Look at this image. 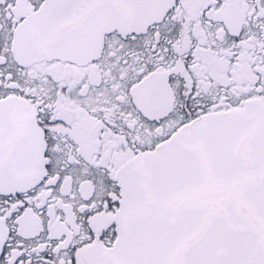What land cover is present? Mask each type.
Wrapping results in <instances>:
<instances>
[{"label": "snow or ice", "instance_id": "snow-or-ice-1", "mask_svg": "<svg viewBox=\"0 0 264 264\" xmlns=\"http://www.w3.org/2000/svg\"><path fill=\"white\" fill-rule=\"evenodd\" d=\"M0 264H264V0H0Z\"/></svg>", "mask_w": 264, "mask_h": 264}]
</instances>
